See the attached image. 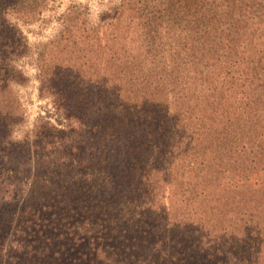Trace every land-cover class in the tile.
Masks as SVG:
<instances>
[{
    "label": "trees",
    "instance_id": "16d2710c",
    "mask_svg": "<svg viewBox=\"0 0 264 264\" xmlns=\"http://www.w3.org/2000/svg\"><path fill=\"white\" fill-rule=\"evenodd\" d=\"M28 1L0 0V37L7 33L6 28H14L6 15L23 11ZM121 1L115 19L132 23V27L126 26L129 32L125 37L133 49L128 55L131 61L121 65L130 94L118 90L122 84L115 82L114 74L90 82L117 89L112 92L118 102L115 110H119L107 115L95 104L100 96L90 101L92 113L84 125L90 126L91 156L98 168L88 179L83 174L75 182L76 176L66 171L55 178L50 172V178L29 182L32 191L17 198L10 217L0 221V264H250L245 252L235 246L217 241L205 244L188 232V225H169L162 216L152 220L153 202L147 194L155 191L151 177L158 169L155 160L167 154L164 143L159 144L164 121L159 113L164 114L162 106L166 105L161 93L168 91L173 81L189 83L196 63L207 66L211 60L213 66L222 65L224 75L217 76L221 82L208 83L204 77L203 84L208 83V90L228 94L227 99L234 94L243 107L224 108L227 125L238 120L245 128L262 117L264 120V0ZM37 6L34 1L31 9L24 10L25 19L36 13ZM156 33H166L171 39L169 46L164 40L156 42ZM112 37L104 30L92 33L98 53H105L102 49L107 46L111 49ZM178 37L190 42V47L183 48L188 59L181 57ZM114 38L119 39L117 34ZM16 43L14 34L11 42H1V47H12L14 54ZM168 47L175 53L167 56ZM115 53L114 49L110 61H105L113 64ZM2 58L0 85H5L12 78L5 76ZM44 60L40 58L42 87L52 80ZM236 90H240L239 96ZM154 93L157 96L151 97ZM64 111L68 116L76 113L71 106ZM263 135L261 131L256 137ZM3 166L7 164L3 162ZM11 181L20 187V193L21 182L16 177Z\"/></svg>",
    "mask_w": 264,
    "mask_h": 264
},
{
    "label": "rangeland",
    "instance_id": "374dc122",
    "mask_svg": "<svg viewBox=\"0 0 264 264\" xmlns=\"http://www.w3.org/2000/svg\"><path fill=\"white\" fill-rule=\"evenodd\" d=\"M34 1L38 9L25 19L24 10L31 9ZM121 3L31 0L23 11L6 15L14 28H6L7 33L0 37V58L8 73L5 76L12 78L0 85V221L10 217L17 198L32 191L29 182L50 178V172L55 178V174L63 175L65 171L76 176L75 182L83 174L88 179L90 172L98 168L91 156L93 139L87 126L92 113L90 101L100 96L95 104L107 115L119 110H115L118 102L112 92L117 89L90 82L101 81L106 76L103 74H114L115 82L122 84L118 90L130 94L121 65L131 61L128 55L133 49L125 37L129 32L126 26L132 27V23L115 19ZM103 30L113 36L109 40L113 46L108 51L106 45L101 54L92 33ZM14 34L16 52L11 54L12 47L2 48L1 42H11ZM115 34L119 39L114 38ZM168 37L166 33L157 34L156 42L164 40L169 46ZM176 42L181 57L188 59L190 55L183 48L190 47V42L179 37ZM114 49L111 64L105 60L110 61ZM169 49L167 56L175 53ZM195 55L199 62V51ZM40 58L45 59L43 64H48V77L52 78L43 87ZM209 62L207 66L201 62L192 67L189 83L173 81L171 88L161 93L166 105L162 106L164 114L159 113L160 118L164 115L159 144L164 143L167 154L155 160L158 169L151 173L155 180V191L147 194L153 202L151 217L157 220L162 216L169 225H188V232L203 243L217 241L235 246L245 252L250 264H264V135L256 137L264 133V120L262 117L245 128L238 120L226 124L224 108L243 107L234 94L227 99L228 94L207 89L211 80L220 81L218 78L224 75L221 64L213 66V61ZM204 77L207 85L203 84ZM107 82L113 83L108 76ZM239 91H235L238 96ZM68 106L75 115L66 114ZM33 143L44 148L34 147ZM14 177L23 186L20 193V187L11 184Z\"/></svg>",
    "mask_w": 264,
    "mask_h": 264
}]
</instances>
